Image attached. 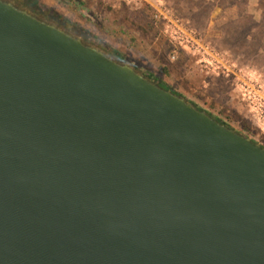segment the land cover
I'll list each match as a JSON object with an SVG mask.
<instances>
[{"label":"water","instance_id":"1","mask_svg":"<svg viewBox=\"0 0 264 264\" xmlns=\"http://www.w3.org/2000/svg\"><path fill=\"white\" fill-rule=\"evenodd\" d=\"M0 264H264V147L0 0Z\"/></svg>","mask_w":264,"mask_h":264},{"label":"rangeland","instance_id":"2","mask_svg":"<svg viewBox=\"0 0 264 264\" xmlns=\"http://www.w3.org/2000/svg\"><path fill=\"white\" fill-rule=\"evenodd\" d=\"M38 2L68 21L50 22L111 57L121 52L264 147V0Z\"/></svg>","mask_w":264,"mask_h":264},{"label":"trees","instance_id":"3","mask_svg":"<svg viewBox=\"0 0 264 264\" xmlns=\"http://www.w3.org/2000/svg\"><path fill=\"white\" fill-rule=\"evenodd\" d=\"M9 1V0H8ZM10 2L14 3L15 5H17L18 7L21 8H25L28 11H30L32 14L36 15L39 18H42L44 20L47 21H52V19H56L58 23L60 24H65L68 23V21L63 18L62 16L58 15V13H56V11H54L53 9L42 5L41 3L38 2V0H10ZM264 2H262L261 6L259 7L260 10H262V12L264 11ZM60 21V22H59ZM113 58H115L116 60L120 61V62H128L127 58L125 55H123L121 52L119 51H114L113 52ZM144 75L146 77H148L150 80H152L153 82L157 83L159 86H161L162 88L166 89V90H170L173 93L181 96L179 93H177L175 90H173L172 88L168 87L167 85H165L160 79H157L156 77H154L152 74H145ZM183 97V96H182ZM197 109L204 111L202 108H200L199 106H197L196 104L192 103ZM207 112V111H205ZM208 114H210L209 112H207ZM210 116L214 119H216L217 121H219L221 124L228 126L227 124H225L221 119L214 117L213 115L210 114ZM229 128H231L230 126H228ZM232 129V128H231ZM240 134V133H239Z\"/></svg>","mask_w":264,"mask_h":264},{"label":"flooded vegetation","instance_id":"4","mask_svg":"<svg viewBox=\"0 0 264 264\" xmlns=\"http://www.w3.org/2000/svg\"><path fill=\"white\" fill-rule=\"evenodd\" d=\"M211 115H213V114H211ZM214 116V115H213ZM214 117H216V116H214ZM232 128V127H231ZM233 129V128H232Z\"/></svg>","mask_w":264,"mask_h":264}]
</instances>
